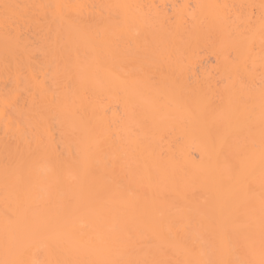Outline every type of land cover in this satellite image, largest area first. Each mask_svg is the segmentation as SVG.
Here are the masks:
<instances>
[{
    "label": "bare ground",
    "instance_id": "bare-ground-1",
    "mask_svg": "<svg viewBox=\"0 0 264 264\" xmlns=\"http://www.w3.org/2000/svg\"><path fill=\"white\" fill-rule=\"evenodd\" d=\"M0 264H264V0H0Z\"/></svg>",
    "mask_w": 264,
    "mask_h": 264
}]
</instances>
